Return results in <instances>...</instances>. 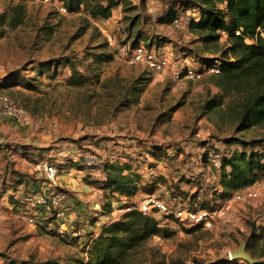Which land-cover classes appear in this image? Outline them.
<instances>
[{
  "label": "rangeland",
  "instance_id": "rangeland-1",
  "mask_svg": "<svg viewBox=\"0 0 264 264\" xmlns=\"http://www.w3.org/2000/svg\"><path fill=\"white\" fill-rule=\"evenodd\" d=\"M63 1L0 0V93L31 116L17 122L0 101V264H77L87 257L90 234L148 193L170 205L217 203L221 209L227 199L219 197L220 171L211 153H228L239 144L230 146L235 137H264V122L237 130L242 91L223 89L211 66L220 57L233 59L223 52L228 34L204 45L187 19L197 17L191 6L198 0H120L107 19L63 11ZM172 5L183 11L178 21L164 19ZM15 9L12 25L8 12ZM140 37L156 52L160 47L170 63L156 69L143 59L130 61ZM67 60L93 80L69 85ZM213 99L217 105L208 110ZM85 151L105 164H127L140 177L135 194L112 197L110 214L103 208L104 166H82ZM37 160L58 165L59 188L69 192L72 204L65 221L26 210L21 201L26 192L51 188L35 177ZM246 189L256 196L233 201L209 227L162 216V227L173 233L150 238L128 264H225L243 241L249 253L264 258V177L240 190Z\"/></svg>",
  "mask_w": 264,
  "mask_h": 264
},
{
  "label": "trees",
  "instance_id": "trees-1",
  "mask_svg": "<svg viewBox=\"0 0 264 264\" xmlns=\"http://www.w3.org/2000/svg\"><path fill=\"white\" fill-rule=\"evenodd\" d=\"M120 0H65L63 5L70 11H85L92 17L110 18ZM197 17L190 18L189 26L199 33L204 45H216L222 33L228 34L229 47L223 52L232 53L233 59L223 57L213 61L219 68L218 84L226 91L237 88L242 91L237 109V130L244 131L264 122V0H198L194 5ZM17 10L8 12L9 23L17 24ZM183 11L173 5L166 11L164 19L173 20ZM252 39L249 42L247 39ZM141 39L138 38L134 45ZM150 47V46H149ZM158 50L161 48H157ZM219 62H218V61ZM72 74L69 85L83 86L92 77L84 75L73 61L67 60ZM99 80V74L94 75ZM216 99L208 101L206 108L214 109ZM231 147L222 155L219 197L227 199L237 190L250 186L264 177V137L230 139ZM261 146V147H260ZM208 156V152L206 153ZM105 190L104 212H112V197L116 193L131 196L138 190L139 176L127 164L107 161L104 165ZM119 200L118 197H116ZM196 204V203H195ZM129 203L126 206H132ZM193 208H209L210 205H195ZM173 231L162 227L156 216L144 214L138 208L125 210L122 215L105 223L100 231L92 232L85 242V260L77 264H128L137 249L153 236L169 237ZM260 257V256H256ZM225 264H245L236 259H226ZM251 264V263H248ZM253 264H264V261Z\"/></svg>",
  "mask_w": 264,
  "mask_h": 264
},
{
  "label": "built area",
  "instance_id": "built-area-1",
  "mask_svg": "<svg viewBox=\"0 0 264 264\" xmlns=\"http://www.w3.org/2000/svg\"><path fill=\"white\" fill-rule=\"evenodd\" d=\"M61 9L66 11V7L64 5L61 6ZM190 18L192 17H188L187 19L190 20ZM179 19L180 16L178 15L175 18V21H178ZM260 34L264 37V31L261 29ZM109 39L112 40L111 37H109ZM247 40L252 39L248 38ZM156 50L159 52H156L152 47L147 46L145 42L141 41L131 48L130 61L133 62L143 59L150 67L162 69L170 63V59L162 50ZM212 67H214V70H218L219 72V68L217 66ZM188 70L191 76H200L193 69ZM0 101L2 103L1 109L6 114L10 115L15 121L27 122L31 118L30 113L25 108L19 106L18 103L10 99L6 94L4 95L3 93H0ZM80 159V164L86 168L103 167L105 165L103 157L90 151L81 153ZM210 160L214 164V167L217 169L221 168L222 156L219 153H211ZM34 168L36 170L37 177L46 179L49 183V187L51 188L49 190L35 189L34 191L26 192L24 196L21 197V201L25 204L26 210L28 208L39 210L56 221H65L67 212L70 210L69 201L71 197L69 192L63 188H59L57 182V177L59 175L58 165L49 160H37L34 163ZM256 194L257 193L251 189H246L245 191L237 190L231 197L224 201L221 209H218L217 203L209 208H193L191 205H170L158 196L147 195L146 198L142 199V201L137 202L132 206H126L125 210L128 211L133 207H136L144 214L156 216L161 225H163V222L161 221L163 219L161 218L164 216L166 219L172 217L187 227H209L216 220L217 214L230 209L233 201L237 199H244L245 197L256 196ZM4 200V195L0 193V207L4 205ZM36 219V215L29 218L31 222H35ZM61 224L59 231L63 232ZM227 259L232 260L230 252Z\"/></svg>",
  "mask_w": 264,
  "mask_h": 264
},
{
  "label": "water",
  "instance_id": "water-1",
  "mask_svg": "<svg viewBox=\"0 0 264 264\" xmlns=\"http://www.w3.org/2000/svg\"><path fill=\"white\" fill-rule=\"evenodd\" d=\"M230 256L232 259H243L251 264L264 261V258L254 257L248 252L247 241L241 242L238 248L230 250Z\"/></svg>",
  "mask_w": 264,
  "mask_h": 264
},
{
  "label": "crops",
  "instance_id": "crops-1",
  "mask_svg": "<svg viewBox=\"0 0 264 264\" xmlns=\"http://www.w3.org/2000/svg\"><path fill=\"white\" fill-rule=\"evenodd\" d=\"M30 171L32 172L33 169H30ZM78 171H82V170L79 169ZM35 177H37V174H35ZM37 178H38V177H37ZM102 179H105V177H102ZM37 184H39V183L37 182ZM148 194H150V193H148ZM148 194H147V195H148ZM145 195H146V194H145ZM154 195H155V194H154ZM69 205H70V204H69ZM71 206H72V204L70 205V208H71ZM100 229H101V227H100ZM100 229H99V230H100ZM99 230H98V232H99ZM98 232H97V233H98Z\"/></svg>",
  "mask_w": 264,
  "mask_h": 264
}]
</instances>
